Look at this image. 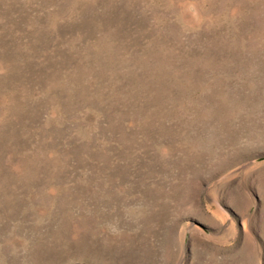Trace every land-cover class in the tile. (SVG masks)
Wrapping results in <instances>:
<instances>
[{"label":"rangeland","instance_id":"rangeland-1","mask_svg":"<svg viewBox=\"0 0 264 264\" xmlns=\"http://www.w3.org/2000/svg\"><path fill=\"white\" fill-rule=\"evenodd\" d=\"M0 264H264V0H0Z\"/></svg>","mask_w":264,"mask_h":264}]
</instances>
